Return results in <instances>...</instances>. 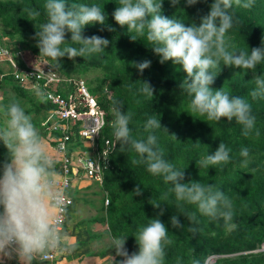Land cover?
Masks as SVG:
<instances>
[{
	"label": "clouds",
	"instance_id": "obj_1",
	"mask_svg": "<svg viewBox=\"0 0 264 264\" xmlns=\"http://www.w3.org/2000/svg\"><path fill=\"white\" fill-rule=\"evenodd\" d=\"M172 6L180 4V0H169ZM198 0H185L188 6L197 4ZM163 0H119V6L112 13L115 22L121 27L127 26L132 41L146 38L151 49L160 57V63L172 61L180 65L186 73L180 84L189 97V109L208 121L219 122L222 118L228 121L235 119L242 126V135L249 136L253 132L258 136L256 117L252 105L239 95H230L222 88L213 89L216 73L214 70L221 63L227 67L251 70L255 87L250 92L253 100L264 99V75L257 74L258 65L264 63V41L260 47L250 51L232 49L225 36L234 23H238L234 7L251 9L255 0H214L210 11L200 18V23L186 26L174 18L161 14ZM27 14L33 18L40 15L38 11L26 8ZM46 22L39 24L36 32L39 53L50 58L59 65L60 58L90 57L101 54L109 46L107 38L92 35L86 37L83 30L92 24L105 25L107 15L97 4L68 3V0H46L44 4ZM103 30V29H101ZM109 31L115 29L108 26ZM70 33V42L75 46H65L66 34ZM7 54L0 52V55ZM151 65L150 60L133 62L140 73ZM137 94L153 97L154 89L144 82L137 89ZM36 95L43 98L44 92L36 89ZM121 101L114 100L111 127L121 149L130 146L139 156L133 164L146 165L153 176L162 177L166 185H171L168 192L174 193L177 210L193 222L196 217L188 216L181 211L183 204L195 205L198 212L213 220L223 219L228 231L238 227L234 222L231 199L213 184L207 185L199 181L184 183L185 173L164 159V151L157 143L156 130L163 129L160 119L149 117L144 124L149 133L146 140L132 138L129 123L131 113L123 112ZM0 117L4 125L0 127V141L8 150L10 162L0 164V255L11 259L13 256L19 264H35L37 258L49 250L60 247L62 241L69 237L57 230L59 217L52 212L53 208L62 209L63 193L58 187L56 170L57 158L53 157L45 139L33 123V117L17 100L8 104H0ZM97 129L94 128L93 131ZM175 137V135H173ZM176 138V137H175ZM231 149L221 142L216 150L209 152L199 160L200 167L208 168L226 164L230 161ZM240 156L249 157L247 147L240 150ZM247 164V159L243 161ZM136 195L141 193L139 187ZM165 193L163 199H167ZM160 208L161 204H152ZM163 209L159 216H162ZM159 216L148 219V223L140 226L135 234L138 251L129 254L126 245L128 237H113L112 245L116 255L123 257L119 264H164L166 249L173 241L169 231ZM174 228H183L178 216L171 217ZM190 231H195L190 228ZM180 264V258H177ZM191 264H200L193 259Z\"/></svg>",
	"mask_w": 264,
	"mask_h": 264
},
{
	"label": "trees",
	"instance_id": "obj_2",
	"mask_svg": "<svg viewBox=\"0 0 264 264\" xmlns=\"http://www.w3.org/2000/svg\"><path fill=\"white\" fill-rule=\"evenodd\" d=\"M260 1L255 0L251 9L234 7L231 10L238 23H234L225 36L226 42L232 46L229 50L250 51L253 47L261 46L264 41V19L256 15ZM213 2L198 0L197 4L188 6L185 0H180V4L174 7L169 0H163L161 14L184 22L186 26L192 23L198 25L200 18L210 11ZM45 3L46 0H0V21L9 30V35L19 36L30 43V51L36 56H43L37 45L32 43H38L35 35L39 31V24L47 19ZM68 3L97 4L108 17L105 25L92 24L83 30L86 37L97 35L107 38L110 44L105 52L85 58L68 59L65 56L60 58L56 68L64 77H79L90 72L104 73L103 78L97 80L98 85L89 87V90L105 112L106 126L102 136L111 140L113 147L102 182L109 198L106 211L109 235L112 238L128 237L125 247L129 254L138 251L134 237L137 229L146 225L148 219L159 216L163 209L164 214L159 219L173 241L166 249L164 264H177V258H180V264H191L193 259L199 260L200 264H264V99L253 100L250 96L252 90L246 88H241L236 94L252 105L256 128L260 133L258 136L255 132L247 137L242 135V126L235 119L208 121L206 116L190 111L191 97L180 89L185 77H182L176 64L170 60L160 63V57L154 54L146 38L138 37L132 41L130 35L134 33H129L127 26L121 27L115 22L112 13L119 6V0H68ZM26 8L38 11L40 15L33 21ZM108 26L115 30L109 31ZM70 36V33L66 34L65 38L69 41L61 48L79 47L71 44ZM144 60H150L151 65L140 73L132 65ZM255 71L264 75V63L258 65ZM1 76L0 69V91L5 81ZM143 81L154 89L153 97L137 94ZM13 86L19 90L15 83ZM114 100L122 102L123 112L131 113L129 128L134 139L146 140L149 133L145 132L144 124L149 117L160 119L162 127L168 132L159 129L154 134L164 151V159L184 171V183H211L223 191L232 201L234 222L238 224L236 229L228 231L222 218L213 220L201 215L195 205L183 204L181 211L196 217L191 222L175 207V195L168 192L171 185H166L162 177L149 173L146 165L132 163L139 159L138 154L130 146L122 150L113 134ZM256 138L261 141L260 148L254 146L253 139ZM221 142L231 149L230 161L208 168L200 167L199 160L208 152L212 154ZM245 147L249 149L248 158L240 156V150ZM5 159L0 148V164ZM245 159L248 166L243 163ZM257 165L260 167L251 177L249 168ZM137 187L141 190L139 195L135 192ZM165 193H168L167 199H163ZM152 204L161 205L155 208ZM174 215L178 216L183 228L172 226L171 217ZM190 228L195 231H190Z\"/></svg>",
	"mask_w": 264,
	"mask_h": 264
},
{
	"label": "built area",
	"instance_id": "obj_3",
	"mask_svg": "<svg viewBox=\"0 0 264 264\" xmlns=\"http://www.w3.org/2000/svg\"><path fill=\"white\" fill-rule=\"evenodd\" d=\"M5 51L7 54L0 55V62L9 66L13 82L22 88L33 86L42 90L51 114L52 123L48 126V132L55 134L52 141L59 161L56 179L64 199L62 209L52 210L59 217L57 230L63 234L69 210L73 206V199L68 193L73 171L80 169L89 180L103 182L104 170L113 149L111 140L102 136L106 115L83 78L64 77L46 59L31 52L25 55L20 49L13 54L11 48L3 45L0 36V52ZM94 128L97 130L93 131ZM75 137L91 142L93 152L74 156L69 150V143ZM108 204L107 197L105 207ZM64 243L62 241L57 249L40 255L38 260L44 264H62L68 253Z\"/></svg>",
	"mask_w": 264,
	"mask_h": 264
},
{
	"label": "crops",
	"instance_id": "obj_4",
	"mask_svg": "<svg viewBox=\"0 0 264 264\" xmlns=\"http://www.w3.org/2000/svg\"><path fill=\"white\" fill-rule=\"evenodd\" d=\"M20 49L21 47H17L14 53L11 49V52L15 54ZM21 51L26 55L24 50L21 49ZM8 68L9 66L6 63L0 62L2 75H7ZM18 87L17 93L19 95L15 94V97L24 99L30 104V108L26 107L25 110L33 117V123L45 139L50 154L57 158L56 166H58L59 161L54 150V142L52 141L55 134L48 132L51 114L47 104L39 105L40 102H34L31 98V95H36V87ZM0 94V104H3L1 101H3V96H6V94L1 93V91ZM39 99L44 101L43 98L39 97ZM3 125L4 120L0 117V127ZM0 148L6 158L5 161L10 162L8 150L2 141H0ZM69 150L74 156L79 154L90 155L94 150V145L91 142L81 141L75 137L69 143ZM68 193L73 199V206L69 210L63 232L69 239L64 241V246L68 249V253L62 264H119L117 258L119 256L115 254L112 237L108 233L107 207H105V199L108 197V193L103 188V184L89 180L82 174L80 169H76L73 171ZM0 264H19V261L15 256L9 259L0 255ZM35 264L44 263L37 258Z\"/></svg>",
	"mask_w": 264,
	"mask_h": 264
},
{
	"label": "rangeland",
	"instance_id": "obj_5",
	"mask_svg": "<svg viewBox=\"0 0 264 264\" xmlns=\"http://www.w3.org/2000/svg\"><path fill=\"white\" fill-rule=\"evenodd\" d=\"M256 15L259 18L264 19V0L260 1V6L258 9V12H256ZM0 36L2 38L3 45L5 47L11 48L13 53L17 50V47H22V50L25 51L26 55L29 54V52H31L30 51L31 49L29 46L30 43H28L27 41H24L19 36L12 37L11 35H9V30L5 27L2 21H0ZM32 44L37 45V42H33ZM38 57L46 59L50 64L56 67V62L50 60V58H47L45 56H38ZM176 66L180 69L182 77H186V73L183 71L182 67L180 65H176ZM214 71L218 74L212 86H214L215 89H220L223 87V89L227 91L230 95H236L237 92L241 90V88H246L247 90H253V88L255 87L254 82L252 80L253 73L251 72V70L248 71V70L236 69L234 67H227L221 63L220 67H218ZM6 74H7L6 76L3 75L5 81L1 88L2 89L1 93L6 94V96H3L4 98L3 101H1L3 104L11 103L14 100V98L15 100H17L18 98L15 97V94L19 95V93H17L18 91L15 90L13 86L14 83L10 79L11 76H10L9 68L7 69ZM103 76H104L103 72H100V73L90 72V73H87L79 77L83 78L87 82L89 87H95L98 85L97 80L103 78ZM31 96L34 102H38V103L40 102L39 105L46 104L43 100L41 101V99H39L37 95H31ZM17 101H19L24 108L26 107L28 109L30 108V104H28V102L25 101L24 99L19 98ZM51 123H52V120H51ZM253 143L256 148L261 147V141L259 138L253 139ZM263 164H264V159L262 161V165ZM246 166H248V164H246ZM259 167L260 165L251 166L249 168L251 177L253 176V172L256 171ZM234 196L236 195L234 194ZM117 258L119 260L118 262H120L121 261L119 259L120 257H117Z\"/></svg>",
	"mask_w": 264,
	"mask_h": 264
}]
</instances>
